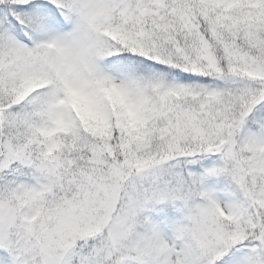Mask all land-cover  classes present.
<instances>
[{
    "label": "snow or ice",
    "instance_id": "snow-or-ice-1",
    "mask_svg": "<svg viewBox=\"0 0 264 264\" xmlns=\"http://www.w3.org/2000/svg\"><path fill=\"white\" fill-rule=\"evenodd\" d=\"M0 264H264V0H0Z\"/></svg>",
    "mask_w": 264,
    "mask_h": 264
}]
</instances>
